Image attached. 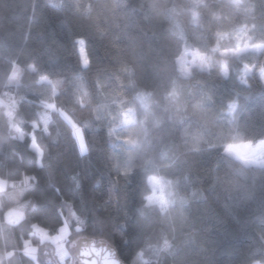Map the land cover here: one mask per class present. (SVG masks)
<instances>
[{"label":"trees","instance_id":"obj_1","mask_svg":"<svg viewBox=\"0 0 264 264\" xmlns=\"http://www.w3.org/2000/svg\"><path fill=\"white\" fill-rule=\"evenodd\" d=\"M246 42L263 47L220 61ZM186 46L217 62L184 74ZM121 103L134 123L120 124ZM263 138L264 0H0V264L58 262L35 226L55 234L64 216L66 246L104 239L128 264H264V166L226 152Z\"/></svg>","mask_w":264,"mask_h":264},{"label":"rangeland","instance_id":"obj_2","mask_svg":"<svg viewBox=\"0 0 264 264\" xmlns=\"http://www.w3.org/2000/svg\"><path fill=\"white\" fill-rule=\"evenodd\" d=\"M258 45H259V47H256L257 45L251 46L248 42H246L245 45L242 44L241 46H239L235 50L226 51L219 58H222L224 56L227 57L228 52L232 53V54L233 53L238 54V53H242L244 51L255 50V49L263 47L262 44H258ZM220 61H223V58L220 59ZM214 62H217L216 56L214 55V53L213 54H207V53L199 51L198 49L192 50L190 47L186 46L182 52V55H181L180 66H181V69H183L184 71H188L190 69V67L193 65H198L201 68H207ZM224 65L227 68V58H226V60L224 58ZM184 71H183L184 74L189 73V71L188 72H184ZM20 74H21V69L18 73V80L20 78ZM12 120H13V118H12ZM46 120L48 121L49 118L47 117ZM14 122H15V120H14ZM12 124L15 125V127H14L15 129L19 128L17 126L16 122L12 123ZM35 125H36V127L34 128V130H36L38 128V125L37 124H35ZM82 131H83V129H82ZM17 133H18L19 137H20L21 133L24 134V132L21 130L19 132L17 131ZM31 136H32V138H33V136L35 138L34 131L31 133ZM23 137H24V135H23ZM85 141H86V139H85ZM36 144L38 145L37 142H36ZM86 145H87V143H86ZM229 145H233L234 147L231 150H229ZM87 150H88V147H87ZM226 152L229 155L236 157L237 159L241 160L242 162H244L246 164L256 165V166H264V138L260 139L256 142H253V141H234V142H232L226 146ZM0 180H3V179L0 178ZM3 181H5V180H3ZM5 187H6V184L3 187H0V190H3ZM15 209H17V208H15ZM11 211H12V209H11ZM62 228L64 229V233H61V231H60V229H62ZM39 229L42 231H39ZM60 229L57 233L50 234L46 229H44L38 225L35 226V231L37 232L38 235H40L42 241L48 242V244L51 247H55L54 246L55 243H53L51 241V239H44V235H43L44 233H47V235L49 237L57 236V235H64L65 239L61 243L63 245V250L67 251L68 256L65 257L63 263L64 264H77L76 259L74 257L75 246H76L77 241H74L71 244H68L67 245L68 247L66 246V243H65L69 240V236L71 234V220H70V218H68L67 216H64V224L60 227ZM26 244H27L26 250L28 251V253H30L31 256L36 257L37 252H38L37 247L32 245L31 242H28ZM52 244H54V245H52ZM51 247L48 246L47 249L51 250ZM33 248L36 250L35 252H32ZM57 250H58V247H57ZM59 258H60V255H59ZM54 264H61V261L59 260L58 262H55Z\"/></svg>","mask_w":264,"mask_h":264},{"label":"snow or ice","instance_id":"obj_3","mask_svg":"<svg viewBox=\"0 0 264 264\" xmlns=\"http://www.w3.org/2000/svg\"><path fill=\"white\" fill-rule=\"evenodd\" d=\"M240 37H237V40H239ZM256 47H259V45H257ZM78 53H79V56H80V66L81 68L83 69H87L90 64H91V61H90V58L88 57L87 55V48H86V43L83 41V40H80L78 42ZM223 54V53H222ZM28 68L32 71V72H36L37 71V68L34 64H29L28 65ZM20 69L17 68L16 66H13L12 68V74H11V77H9L8 81H7V85L6 86H10L12 85L14 82H17L18 81V73H19ZM225 75H227V71L225 70ZM46 79L45 77H41V80H44ZM77 81H80L79 79ZM48 83H52V81L49 79L48 80ZM86 88L85 84L80 81L77 85H76V90L78 92H83V90ZM98 89H99V85H98ZM53 92L55 93V86H53ZM87 94V93H86ZM23 99V97H22ZM15 99L13 98L12 99V105L15 106ZM44 108L51 111V112H56L58 111L56 105L54 103H44L43 104ZM80 106L81 107H84V103L81 101L80 102ZM118 107L120 109L119 111V117H120V124L121 125H129V124H132L135 122V112H134V109L129 107V108H124L122 106V103L121 104H118ZM64 119L71 125V128L73 130V136L75 138V142L77 144V147H78V151H79V154L81 156H85L87 155V145H86V141H85V136H84V132L82 131V128L75 122H73V120L71 119V117H69L66 113H63L61 112L60 113ZM8 116H9V122H10V126L11 127H15V125H12L11 124V116H12V113L9 112L8 113ZM113 119L116 118L115 115L112 116ZM47 123L48 121L45 120V131H47ZM33 128L36 127L35 124L32 125ZM84 127H88V125H85ZM16 130L19 132L20 129L19 128H16ZM115 131V128H109L108 129V134L109 135H112ZM15 138V137H14ZM23 134L21 133L19 139L23 140ZM122 142L124 143H128V140L125 138ZM31 147L32 148H36V145H35V138L33 136L32 138V144H31ZM234 146L233 145H229V150H231ZM38 155H41L42 156V151H40L39 149H36ZM6 184L5 181L3 180H0V187H3L4 185ZM79 187V185H78ZM19 217L22 218L21 214L18 213ZM14 221L12 219H9V223H13ZM80 224L82 227H85L86 226V220L85 218H83L81 221H80ZM39 231H42L39 229ZM61 233H64V229H60ZM44 239H51V241L55 244H57L58 246V254L60 255V261H61V264H63V261L65 259V257L68 256V253L66 250H63V245H62V241L65 239V236L64 235H57V236H51L49 237L47 235V233H44ZM36 250L33 248L32 249V252H35ZM105 251L107 252L108 249H105ZM14 253H7L6 255L7 256H12ZM25 254L26 255H30V253H28L27 250H25ZM90 255V250L89 249H84L82 252H81V256H88ZM31 258L35 259L34 256H32Z\"/></svg>","mask_w":264,"mask_h":264},{"label":"water","instance_id":"obj_4","mask_svg":"<svg viewBox=\"0 0 264 264\" xmlns=\"http://www.w3.org/2000/svg\"><path fill=\"white\" fill-rule=\"evenodd\" d=\"M84 249H89L90 255L81 256ZM74 256L77 264H128L122 259L117 248L104 239L80 238L76 243Z\"/></svg>","mask_w":264,"mask_h":264},{"label":"crops","instance_id":"obj_5","mask_svg":"<svg viewBox=\"0 0 264 264\" xmlns=\"http://www.w3.org/2000/svg\"><path fill=\"white\" fill-rule=\"evenodd\" d=\"M35 145H36V148H32V149H34L35 151H36V149H39L40 150V148H39V146L36 144V142H35ZM40 151H42V150H40ZM37 152V151H36ZM41 156V155H40ZM18 213H20L21 214V216H22V211L21 210H18V209H12V211H11V209L10 210H8L7 212H6V215H5V218H4V222L5 223H9V219H12L14 222L13 223H16L19 219H20V217H19V215H18ZM13 223H10V224H13ZM52 245H54V244H52ZM55 247H51V249H55L56 251V254H58V250H57V245L55 244L54 245ZM57 246V247H56Z\"/></svg>","mask_w":264,"mask_h":264},{"label":"built area","instance_id":"obj_6","mask_svg":"<svg viewBox=\"0 0 264 264\" xmlns=\"http://www.w3.org/2000/svg\"><path fill=\"white\" fill-rule=\"evenodd\" d=\"M6 96H7L8 99L13 98V94L11 92H7L6 93Z\"/></svg>","mask_w":264,"mask_h":264}]
</instances>
